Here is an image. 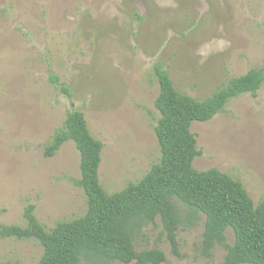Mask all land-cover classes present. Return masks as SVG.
Masks as SVG:
<instances>
[{
  "label": "rangeland",
  "instance_id": "374dc122",
  "mask_svg": "<svg viewBox=\"0 0 264 264\" xmlns=\"http://www.w3.org/2000/svg\"><path fill=\"white\" fill-rule=\"evenodd\" d=\"M155 65L199 101L264 68V0H0V230L24 227L28 205L46 231L85 213L72 182L80 178L73 142L43 155L70 110L102 143L98 174L108 194L148 172L160 157ZM190 131L200 152L194 169L215 168L239 180L254 204L264 199V83ZM203 222L200 215L179 227L178 254L160 222L143 228L135 248L161 251L162 264H222L224 249L210 258L199 250ZM42 252L34 240L0 237V264H38Z\"/></svg>",
  "mask_w": 264,
  "mask_h": 264
},
{
  "label": "trees",
  "instance_id": "16d2710c",
  "mask_svg": "<svg viewBox=\"0 0 264 264\" xmlns=\"http://www.w3.org/2000/svg\"><path fill=\"white\" fill-rule=\"evenodd\" d=\"M154 74L159 91L153 131L160 157L148 172L138 182L108 194L98 174L102 143L92 137L82 113L70 110L44 145L43 155L51 158L63 144L73 142L80 178L72 182L85 195V213L46 231L28 205L23 214L26 225L3 226L1 238L37 242L43 251L38 264H162L161 251L136 250L143 228L160 222L178 254L177 230L185 224L194 226L202 215L199 250L205 258L220 247L225 250L222 264H264V199L254 204L239 180L215 168L194 169L193 160L200 152L190 131L192 123L209 121L230 100L256 96L264 83V68L228 80L201 101L179 92L162 65L154 66ZM49 80L70 96L58 76L50 74ZM227 230L233 234L231 244Z\"/></svg>",
  "mask_w": 264,
  "mask_h": 264
}]
</instances>
